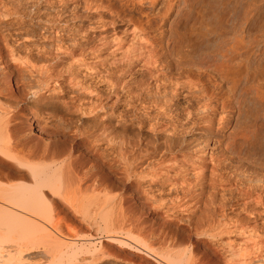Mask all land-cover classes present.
<instances>
[{
  "label": "bare ground",
  "instance_id": "6f19581e",
  "mask_svg": "<svg viewBox=\"0 0 264 264\" xmlns=\"http://www.w3.org/2000/svg\"><path fill=\"white\" fill-rule=\"evenodd\" d=\"M122 1L94 4L89 28L127 21L130 38L114 35L106 58L98 42L56 70L63 27L32 2L0 0V77L8 69L18 80L0 79V264H264V133L251 136L247 165L222 148L231 108L223 83L238 64L195 62L220 52L210 11L176 25L172 66L162 36L173 0L157 13L158 0ZM23 107L60 136L35 139L38 122L24 125ZM126 185L144 200L127 198Z\"/></svg>",
  "mask_w": 264,
  "mask_h": 264
},
{
  "label": "rangeland",
  "instance_id": "374dc122",
  "mask_svg": "<svg viewBox=\"0 0 264 264\" xmlns=\"http://www.w3.org/2000/svg\"><path fill=\"white\" fill-rule=\"evenodd\" d=\"M27 1L29 3L32 2V5H35V7L38 8L39 10L42 9L41 13L49 17V19H51L53 24H56V26L58 27L60 26L63 27L61 32L62 34L59 35V39L63 40V42H65L66 45H68L66 46L65 49V52L66 50L68 52H66V56H64L65 55L63 54L65 53L64 50L61 51L59 55L60 60H57L58 62L57 64L59 68H56V70L61 69L60 67L63 64H65L64 68H67L66 65H69L71 62L74 61L73 59L78 58L79 56L81 58L82 57L87 58L88 55L86 53L87 52L86 50H88V53L91 52L93 50V47L96 46L98 42L99 43L102 42V44L105 42L104 46H106V44L109 46L103 48L101 44L102 48L101 49L99 48L97 50L99 54H101L102 52V55L105 56L104 58H106V55L108 54L106 52L109 51L110 47L111 49L113 48L112 43L111 45L109 44L111 42L110 38L114 35H118L121 36V38L125 39L127 37L129 39L130 35L132 34L131 31L134 28L133 24L127 21L120 22L119 20L116 21V23L113 26L106 25L101 30L100 28H98V30L90 29L89 28L90 22L93 21L92 19H96L97 16L96 14L97 12L91 7L94 4H97L100 0L99 1L98 0H27ZM37 1H39V3ZM102 2L109 3L113 5L112 7L116 6L115 8H118L119 6L121 7V3L123 4L122 0L119 1L102 0ZM173 3H174L173 9L170 11V15L166 18V22L163 28L165 32L164 35L162 36L164 51L166 53L167 61H169L170 65L175 66L181 60V58H179V55L176 52L177 39L175 38L176 36L174 35V31L176 30L175 29L176 25L177 27L179 26V24L182 21V17H184L185 13L191 16V18L193 19L192 21L193 23L196 22V20L198 23V20H200L202 14L205 13L207 10L210 11V14L212 13L211 15L209 14L207 17V23L209 24L207 25V29L211 31L214 30L215 33L219 34L218 36L219 39L216 41L219 44L217 50L220 52L217 51L218 53H215V55H213L212 58L210 57L209 58L210 62L208 60H207L208 62L200 61V59L195 60V62L198 63L201 62L202 64L200 63L199 65H201L203 69H206L208 67L214 68L221 66L223 68L228 69L229 67L234 68V65L237 64H238L237 66H240V67L235 66L232 72L231 69H228L227 82L225 80V82L223 83V89L225 88L224 90L227 89L226 88L227 86L231 88V89L228 88L231 91L230 93L229 92L227 93L228 95H230L232 103L230 102L231 108L228 112L227 117L224 119L227 124L225 125L226 127L224 128L222 133V135L224 136L222 138V148L232 150L231 153L233 156L231 155L230 152L229 153L234 158V160L237 163L239 161V164L241 165L244 164L247 165L250 161L249 158L251 155L249 144H251L254 141L252 137L254 136L255 139L256 137L260 136L261 133H264V0H173ZM165 4H166V0H158L152 12L157 13L159 12V10L161 9L163 10V7L165 8ZM28 5L31 6V4ZM36 5L37 6L39 5L40 8L37 7ZM84 5L86 6V8ZM123 7H122L124 9L123 12L131 13V14L133 13L135 15L134 8H132L131 6H128V8L126 6ZM102 14H103L102 16L105 19L108 20L110 18V14L108 11L103 10ZM209 20L210 22H208ZM211 27L212 29H210ZM156 31L157 30H154L153 33H157ZM75 34L78 35L77 37L79 38L78 39L79 45L78 44L76 45V46H80L79 48L78 47L73 48L75 45L70 47L72 43L71 41H73L75 38L74 36ZM171 34H173L174 37H171L172 36ZM52 41H55V36L52 39ZM106 41L107 42L109 41V43H106ZM125 41L122 42L123 45L124 43H126ZM67 47H69L70 49ZM102 49L103 51L105 50L104 53ZM79 51H81L82 53L81 52L79 53ZM74 53L76 54V56ZM84 54H86V56ZM64 57H66V59ZM212 59L214 60L211 61ZM60 61L63 63H61ZM227 61L230 62V64ZM198 63L197 66H199ZM59 64L62 65L60 66ZM227 64L229 67H227ZM10 69L13 71V66L10 67ZM62 76L61 77L62 78L65 77V79H62L60 77L59 82L62 79L64 88L65 89L67 88L66 89L67 91L69 89L71 91L72 89L69 87L70 85L67 86L69 83L66 82V80H68L67 79L68 76L64 74ZM0 79L8 86L9 85L15 86V84L18 81L17 76L14 73L10 75L8 69L4 70V72L1 74ZM70 91H68L66 97L69 96L70 94L71 96L75 95V93L72 92L73 90L71 91L72 93ZM119 105H123V104L119 103ZM119 105L115 104L116 108L119 107ZM244 112H246L250 117L248 119L249 122H246L248 126L242 124V122L244 121L243 117H245ZM122 113L124 117L125 115L127 117L128 115L126 114L127 110H125V112L121 111V114ZM40 115L43 114L41 113L36 114L34 111L32 112V110L29 107L26 108L23 107L21 113L19 114V116H21L20 120L21 119L23 120L24 125L27 124V122H29L30 120H34V119L38 122L39 117H41ZM52 128L54 127L53 126L50 127L49 125L44 126L42 123L38 122L37 127L31 128L32 136L35 139H40V137H44L47 135L53 136L55 134H56L55 136L57 135L60 136L61 133L57 134L58 128H56V130L55 128L54 129ZM127 130L124 133H127V135L131 136L133 132L129 129ZM64 135L66 137L70 136L68 133H65ZM61 136L63 137V135ZM70 138L71 137H68V139ZM76 142L79 143V140L78 141L76 140ZM78 145L79 147L82 146L81 144ZM80 150H82V147H80ZM115 180L117 183L119 182L121 185L123 184L121 180L117 181L116 177ZM125 188H126L125 191L126 192L128 191L130 193V194H128V192L126 193L127 198H130L132 196L131 193L134 195L132 196V198L135 197L138 199V201L142 198V196H144V194L141 193L140 189L139 190L135 189L136 187L133 186L128 187L126 185ZM137 191H140V193ZM140 194L142 195L140 196ZM142 199L144 200V197ZM145 216H147L145 217L146 221L147 220L151 221V219L155 218L156 215L146 214ZM38 259H40V257H37V260ZM40 261L41 260L37 262Z\"/></svg>",
  "mask_w": 264,
  "mask_h": 264
}]
</instances>
